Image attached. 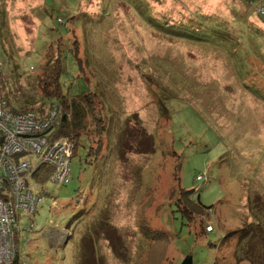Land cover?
<instances>
[{
    "label": "rangeland",
    "instance_id": "374dc122",
    "mask_svg": "<svg viewBox=\"0 0 264 264\" xmlns=\"http://www.w3.org/2000/svg\"><path fill=\"white\" fill-rule=\"evenodd\" d=\"M0 39L13 106L44 104L59 39L62 93L88 97L70 183L19 214L22 264H250L233 253L264 212V0H0ZM178 189L212 210L187 222Z\"/></svg>",
    "mask_w": 264,
    "mask_h": 264
},
{
    "label": "built area",
    "instance_id": "2783aa9c",
    "mask_svg": "<svg viewBox=\"0 0 264 264\" xmlns=\"http://www.w3.org/2000/svg\"><path fill=\"white\" fill-rule=\"evenodd\" d=\"M2 67L4 64L0 60V73ZM5 87L1 77L0 264H12L16 255L15 235L19 231V214L32 217L40 200L29 183L34 166L35 169L39 165L48 167L50 182L69 184L74 145L67 138H51V125L57 114L55 106L43 117L26 111L13 113L3 97ZM25 156L38 161L32 163ZM200 178L198 176L196 180ZM206 231L212 232V228L207 227Z\"/></svg>",
    "mask_w": 264,
    "mask_h": 264
},
{
    "label": "trees",
    "instance_id": "16d2710c",
    "mask_svg": "<svg viewBox=\"0 0 264 264\" xmlns=\"http://www.w3.org/2000/svg\"><path fill=\"white\" fill-rule=\"evenodd\" d=\"M205 18L207 21L212 20L214 17H207V16H200ZM227 26V24H225ZM213 31L215 33H221L222 30H219L218 26H212ZM225 33V32H224ZM228 35L225 33L223 35V41L227 40ZM222 41V42H223ZM3 39H0V46L3 45ZM58 47L56 50L59 49V54L57 57H54V65L51 68L50 75H47L45 79L40 80L38 86H40V93L42 98V104L39 108L40 109H19L13 106L7 98V94H3L5 101L7 102V106L9 110L13 113L19 112H32L33 114L37 115L38 117H43L47 115V110L52 109L54 106L57 108V116L55 117L54 121L51 125L50 135L52 139L57 138H67L70 142L74 145V151L72 158L77 153V142H82L87 136V131L84 133V126H85V118L82 115V110H86L87 106L85 107L82 101H86L88 99L87 95H80L76 97H69L62 93L61 85H60V76L62 71L64 70V55L68 52H74L73 50H65L64 44L60 41H57ZM63 47V48H62ZM75 56V55H74ZM76 57V56H75ZM7 86V85H6ZM88 101V100H87ZM88 103V102H87ZM82 136V137H81ZM88 137V136H87ZM99 139V138H98ZM100 142V141H99ZM3 143V139L0 137V144ZM94 146L98 145V140L92 141ZM92 149V147H91ZM19 158V157H18ZM95 158V153L93 154V159ZM92 161H89L91 163ZM181 167V163H179L176 167V177L175 180L178 183L179 181V169ZM50 173V169L45 165H39L36 168V171L31 174L29 179V183L31 182L33 185V190L35 184H44L48 181V176ZM34 192H36L34 190ZM176 193V201L175 205H177V211L181 213L182 217L186 218L187 222L193 221L196 216L203 215L209 213L212 210V207L204 206L201 204L199 200L192 199V191H183L182 189H178L175 191ZM200 227L202 230L205 231V224L200 223ZM200 229V230H201ZM257 235H260V238H264V212H259V214L254 215V219L252 223L249 225L248 228H244L240 231L239 237L237 238L238 242L236 243V248L234 250V255L236 257L237 263L241 261H247L250 264H260L264 261V248L254 249L252 245H248V242L255 241ZM253 237V238H252ZM264 240V239H263ZM16 245V242H15ZM263 255V259L261 260V256ZM158 258L159 261L164 259V257L157 256V249L151 248L149 249V254L146 260ZM145 260V261H146ZM159 261H152V264H157ZM20 257L16 250V255L12 264H21Z\"/></svg>",
    "mask_w": 264,
    "mask_h": 264
},
{
    "label": "water",
    "instance_id": "95a60500",
    "mask_svg": "<svg viewBox=\"0 0 264 264\" xmlns=\"http://www.w3.org/2000/svg\"><path fill=\"white\" fill-rule=\"evenodd\" d=\"M180 264H192L191 257H186Z\"/></svg>",
    "mask_w": 264,
    "mask_h": 264
}]
</instances>
